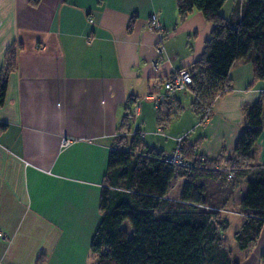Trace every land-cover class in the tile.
<instances>
[{
  "label": "crops",
  "instance_id": "1",
  "mask_svg": "<svg viewBox=\"0 0 264 264\" xmlns=\"http://www.w3.org/2000/svg\"><path fill=\"white\" fill-rule=\"evenodd\" d=\"M219 13L240 16L234 0ZM152 14L162 31L151 27ZM211 28L196 10L180 20L175 0H0V71L6 50L19 45L0 106V264H93L100 189L126 108L127 135L139 132L147 147L168 154L183 137L202 158L231 155L246 110L264 96L249 61L232 64L230 90L213 100L202 122L187 89L161 109L167 122L157 120L158 101L169 96L165 79L200 59ZM150 120L168 134L150 133ZM252 154L254 166L234 189L211 180L221 214L237 209L246 182L264 167V129ZM184 181L173 178L167 197H177ZM247 249L231 250V258L238 264L234 256Z\"/></svg>",
  "mask_w": 264,
  "mask_h": 264
},
{
  "label": "trees",
  "instance_id": "2",
  "mask_svg": "<svg viewBox=\"0 0 264 264\" xmlns=\"http://www.w3.org/2000/svg\"><path fill=\"white\" fill-rule=\"evenodd\" d=\"M28 1L31 6L39 2ZM224 2L175 0L180 20L196 10L212 24L200 59L187 70L191 83L186 89L193 94L189 106L201 114V122L209 115L213 100L230 90L228 73L233 63L249 61L254 77L264 81V0H234L240 11L238 19H226L219 13ZM18 48L12 45L4 55L0 106L8 77L16 70ZM171 103L173 95L158 101V125L167 122L169 114L161 109ZM130 116L126 108L116 145L108 153L99 195L101 217L89 245L94 264H237L222 236L228 222L221 216L223 209L212 202L210 186L216 180L224 189H234L237 177L254 166L252 147L264 129V96L246 110L229 156L221 153L214 159L202 158L181 137L180 150L188 168L167 163L166 154L142 144L139 132L127 135ZM221 166L224 172L218 168ZM173 178L185 181L177 197H167ZM236 205L243 222L233 240L243 251L264 226V167L246 182ZM259 260L264 264V253ZM43 262L39 258L36 264Z\"/></svg>",
  "mask_w": 264,
  "mask_h": 264
},
{
  "label": "rangeland",
  "instance_id": "3",
  "mask_svg": "<svg viewBox=\"0 0 264 264\" xmlns=\"http://www.w3.org/2000/svg\"><path fill=\"white\" fill-rule=\"evenodd\" d=\"M228 3V2H226ZM226 4L223 6V8H225ZM222 12H224V10L222 9ZM182 70V69H181ZM186 70V69H185ZM179 71V70H178ZM183 104V103H181ZM184 108L188 107V103H184L183 105ZM133 117H131L130 119V125L133 126L134 121H133ZM148 129L151 130L150 133H155L158 134L157 136L159 137H163L160 134H165L167 135L168 133L165 131L166 129L163 126H156L154 123V120H150V122L147 123ZM158 127L161 128L163 130V132L159 133L158 132ZM175 129V128H174ZM144 132L146 133L147 129H143ZM164 138V137H163ZM237 209L236 208H228L226 210H224V212L226 213H222L221 215L227 219L228 222V226L227 228L223 231L222 236L226 242L227 248L230 250H235L234 252L237 251L236 248V244L233 240V234L234 232L238 229V215H237ZM126 229L129 231V228L127 225H125ZM264 248V226H262L261 231L259 233L258 238L256 239V241L254 243H252L250 245V247L243 253H239L237 255L234 256L235 260H237L239 263L238 264H257V256L259 252V250H264L261 249ZM262 253H264V251H262ZM91 261H93L94 264V260L90 259ZM90 264H92L90 262Z\"/></svg>",
  "mask_w": 264,
  "mask_h": 264
},
{
  "label": "built area",
  "instance_id": "4",
  "mask_svg": "<svg viewBox=\"0 0 264 264\" xmlns=\"http://www.w3.org/2000/svg\"><path fill=\"white\" fill-rule=\"evenodd\" d=\"M149 21H150L151 27H153L154 29L158 31H162V26L154 14L150 16ZM190 83H191V77H190L189 72L185 69H182L174 73L170 78H168L164 82V88L168 92L169 96H172L174 93L186 89V87ZM67 142L68 141L66 139H63L61 141V144L66 145ZM176 142H177V145L175 149H173L170 153L166 154L164 157V160L167 163H170L173 165L183 166L186 168L190 167V164L183 157L181 150H180L181 138H178Z\"/></svg>",
  "mask_w": 264,
  "mask_h": 264
}]
</instances>
